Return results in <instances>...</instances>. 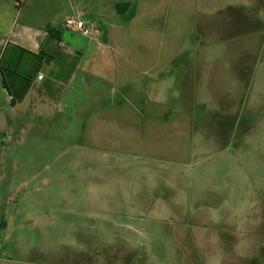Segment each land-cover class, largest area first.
I'll return each mask as SVG.
<instances>
[{"label":"rangeland","instance_id":"374dc122","mask_svg":"<svg viewBox=\"0 0 264 264\" xmlns=\"http://www.w3.org/2000/svg\"><path fill=\"white\" fill-rule=\"evenodd\" d=\"M0 1L14 16V0ZM31 1L36 9L50 3ZM70 1L55 0V11L64 13ZM72 1L75 22L95 9L99 21L115 26L94 37L104 56L87 77L89 99L99 94V104L109 106L79 131L69 121L26 133L20 145L0 138V264H206L190 255L194 238L202 250L210 246L208 231L195 232L190 216L210 225L263 226L264 5ZM120 1L132 10L107 18ZM235 13L259 18L260 27L247 31L230 19ZM188 61L192 74L197 70L194 98L181 97L190 75L173 68ZM254 62L255 83L245 75ZM236 69L244 73L238 79ZM212 241L210 262L223 264ZM258 248L245 255L264 264V243Z\"/></svg>","mask_w":264,"mask_h":264},{"label":"crops","instance_id":"0c3cea01","mask_svg":"<svg viewBox=\"0 0 264 264\" xmlns=\"http://www.w3.org/2000/svg\"><path fill=\"white\" fill-rule=\"evenodd\" d=\"M49 1L51 4L48 3L44 8L36 9L31 0H14L17 8L14 16L13 8L6 2L0 1V21H7L5 28L0 27V138L4 140L2 143H7L15 138L17 144L20 145L26 133H31L37 129L46 131L61 122H64L61 126H66L65 124L71 121L72 126H75L74 129L79 131L80 128H84L88 121H91L96 111H101V107H105L106 102L104 100L99 104L101 95L94 93L92 94L93 99H89L91 92L87 93L90 87L87 77L96 75L93 70L100 67V61L104 56L100 42L94 37L100 36L102 32L108 36L110 30H106L107 27L114 28L115 26L99 21V13L92 9L89 14L80 13L78 15L80 18L78 21L84 23L83 29H78L74 24L75 20L68 16L74 8V1L69 2L68 9L66 8L67 11L65 10L64 13L55 11L56 8L53 5L55 0ZM117 4H127L128 7H124L123 13H118ZM262 5H264V0H260L257 9L259 10ZM132 8L133 5L130 2H115L109 6L107 18L123 17ZM229 10L234 12L236 9L229 7ZM236 11L239 12L240 10ZM245 12L251 13L249 10ZM235 14L230 19L241 20L246 25L247 31L254 33L255 28L260 27L259 18L243 13ZM220 15L224 16L222 9ZM9 20L10 22H8ZM226 25L228 27V22ZM100 26L103 31H101ZM64 30L71 32L72 36L69 39L65 40ZM77 35L80 36L77 37ZM61 43H64L65 46L62 47ZM246 55L250 56V53H246ZM254 63L247 66L248 70L245 75H247L246 77L251 76L255 83L258 66ZM187 64L173 65V68H181L185 75L187 73L190 75L188 89L185 88L181 92V97L186 98L187 94L194 98L197 92V70L193 71L192 74L190 68L193 66L191 63L189 64V61ZM89 69H92V72ZM236 71L237 79L241 77V74L244 75L243 71L239 69ZM171 73L172 70L166 74ZM40 76L42 78H39ZM129 95L131 96V93ZM87 98L89 101L85 109L83 102ZM95 99L97 104L94 102ZM244 101L243 95L239 103L242 120L245 113H243L244 109L242 108ZM106 104L109 106L108 103ZM258 104L260 111H262L264 102L263 104L258 102ZM111 107L116 108L114 101L110 104ZM83 109L86 110V113ZM136 112H139L137 107L135 108ZM235 116L238 117L239 115ZM106 121L103 120V122ZM239 121L238 119L237 129L241 125ZM102 155L103 157L107 156V154ZM181 220L180 217L178 225L184 229L185 225L180 223ZM187 221L195 232L203 229L208 231L207 241L210 246L206 250H202L196 238L191 240L190 255L193 258L203 259L206 260V264H211L209 258L213 255L211 249L216 244L212 240H215L223 255V264H257L254 255L245 254L250 253L246 252L247 250L259 249V245L264 243V238L261 237L264 233L263 217L259 223L263 226L247 228L244 226L243 228L233 227L228 223L214 225L206 222L200 223L191 216ZM230 261L233 263H229Z\"/></svg>","mask_w":264,"mask_h":264},{"label":"built area","instance_id":"2783aa9c","mask_svg":"<svg viewBox=\"0 0 264 264\" xmlns=\"http://www.w3.org/2000/svg\"><path fill=\"white\" fill-rule=\"evenodd\" d=\"M74 24H76V26H77L78 29H83L84 23L82 21L74 22ZM61 44H62V47L65 46L64 43H61ZM39 78H42V76H40Z\"/></svg>","mask_w":264,"mask_h":264},{"label":"trees","instance_id":"16d2710c","mask_svg":"<svg viewBox=\"0 0 264 264\" xmlns=\"http://www.w3.org/2000/svg\"><path fill=\"white\" fill-rule=\"evenodd\" d=\"M124 7H128V5L127 4H117L118 13H123L125 11Z\"/></svg>","mask_w":264,"mask_h":264}]
</instances>
